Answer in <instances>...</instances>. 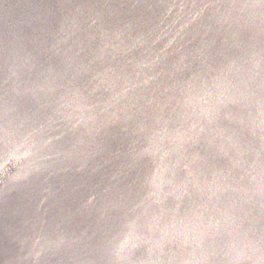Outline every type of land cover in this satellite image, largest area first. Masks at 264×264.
Masks as SVG:
<instances>
[{"label":"water","instance_id":"95a60500","mask_svg":"<svg viewBox=\"0 0 264 264\" xmlns=\"http://www.w3.org/2000/svg\"><path fill=\"white\" fill-rule=\"evenodd\" d=\"M0 264H264V0H0Z\"/></svg>","mask_w":264,"mask_h":264}]
</instances>
